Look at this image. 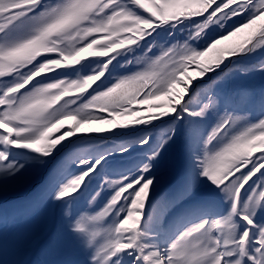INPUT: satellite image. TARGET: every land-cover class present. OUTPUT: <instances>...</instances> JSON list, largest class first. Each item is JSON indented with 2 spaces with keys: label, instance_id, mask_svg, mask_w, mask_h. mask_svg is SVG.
I'll list each match as a JSON object with an SVG mask.
<instances>
[{
  "label": "snow or ice",
  "instance_id": "6c2138e0",
  "mask_svg": "<svg viewBox=\"0 0 264 264\" xmlns=\"http://www.w3.org/2000/svg\"><path fill=\"white\" fill-rule=\"evenodd\" d=\"M25 193L0 218L58 213L80 256L38 264H264V0H0Z\"/></svg>",
  "mask_w": 264,
  "mask_h": 264
},
{
  "label": "rangeland",
  "instance_id": "374dc122",
  "mask_svg": "<svg viewBox=\"0 0 264 264\" xmlns=\"http://www.w3.org/2000/svg\"><path fill=\"white\" fill-rule=\"evenodd\" d=\"M237 39L239 38H233V41ZM11 201L13 200L0 205L6 207ZM53 218L47 210L38 211L30 217L15 221L9 219L8 222H5L0 218V264H38V261L44 259L66 257L76 259V257H80L74 242L66 235L59 244L58 255L49 256L46 254L45 250L49 244ZM10 256L11 258H9Z\"/></svg>",
  "mask_w": 264,
  "mask_h": 264
},
{
  "label": "bare ground",
  "instance_id": "6f19581e",
  "mask_svg": "<svg viewBox=\"0 0 264 264\" xmlns=\"http://www.w3.org/2000/svg\"><path fill=\"white\" fill-rule=\"evenodd\" d=\"M22 195H26V193L25 194H9V195L0 197V204L1 203H6V202H8L10 200L21 199ZM1 219L4 220L5 222L9 221L7 217L1 218ZM33 258H34V256H33ZM79 258L80 257H76V259H79Z\"/></svg>",
  "mask_w": 264,
  "mask_h": 264
},
{
  "label": "trees",
  "instance_id": "16d2710c",
  "mask_svg": "<svg viewBox=\"0 0 264 264\" xmlns=\"http://www.w3.org/2000/svg\"><path fill=\"white\" fill-rule=\"evenodd\" d=\"M253 83H255V84H258L260 81H259V77L258 76H256L255 78H254V81H252Z\"/></svg>",
  "mask_w": 264,
  "mask_h": 264
}]
</instances>
